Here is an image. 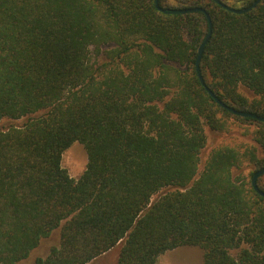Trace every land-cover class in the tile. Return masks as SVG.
Instances as JSON below:
<instances>
[{"label":"trees","instance_id":"1","mask_svg":"<svg viewBox=\"0 0 264 264\" xmlns=\"http://www.w3.org/2000/svg\"><path fill=\"white\" fill-rule=\"evenodd\" d=\"M158 6L207 12L206 87L264 117V0L240 15L212 0ZM206 33L203 13L165 15L155 0H0V120H23L0 131V264L57 229L34 264H88L115 248L116 264H156L184 246L203 264H264V198L251 186L264 123L201 86ZM229 120L254 127L261 156L223 147L199 171L204 127ZM75 142L87 159L78 178L61 165ZM256 186L264 193V174Z\"/></svg>","mask_w":264,"mask_h":264},{"label":"rangeland","instance_id":"2","mask_svg":"<svg viewBox=\"0 0 264 264\" xmlns=\"http://www.w3.org/2000/svg\"><path fill=\"white\" fill-rule=\"evenodd\" d=\"M240 8V6H234ZM241 93L248 98H251L250 94L243 90ZM23 120H11L3 118L0 120V131L5 130L11 126L22 125ZM254 127L242 125L229 120L223 131H211L208 127H204V134L206 136V144L200 154L199 171L202 170L204 163L212 150L227 147L238 150L240 152L254 148L258 156H261L259 147L253 142L252 133ZM86 152L84 147L79 143H73L67 150L62 154V167L68 172L73 178H78L86 166ZM242 173L247 175V163L242 164ZM59 243V230L53 231L49 237L42 239L38 246L30 252L29 256L20 261L18 264H34L37 258L45 257L49 249L53 246H57ZM115 248L108 254L101 256L88 264H116L117 251ZM156 264H203L202 252L197 247H179L171 251H167L158 257Z\"/></svg>","mask_w":264,"mask_h":264},{"label":"water","instance_id":"3","mask_svg":"<svg viewBox=\"0 0 264 264\" xmlns=\"http://www.w3.org/2000/svg\"><path fill=\"white\" fill-rule=\"evenodd\" d=\"M215 4H217L218 6H220L222 9H224L225 11H228L230 13L236 14V15H240V14H244L249 12L250 10H252L253 8H255V6L259 3L260 0H255L249 7L247 8H234L232 6H229L227 4H224L222 2H220L219 0H212ZM155 6L157 8V10L165 15H184V14H188V13H203L206 17L207 20V33L204 37V39L202 40L198 50H197V58L195 61V67H196V74L198 77V80L201 84V86L208 92V94L213 98V100L223 109L227 110L228 112L232 113L235 116H239L242 118H251L254 120H257L259 122H263L264 123V117H259L255 114H251V113H246V112H242V111H238L235 110L231 107H228L226 105H224L223 103H221L210 91L209 89L206 87L203 78L201 76L200 70H199V63H200V59H201V55H202V51L203 48L205 46V44L208 42V40L211 37V29H212V22L211 19L209 17V15L207 14V12L202 9V8H187V9H172V8H160L158 6V0H155ZM264 174V168L257 171L252 179H251V186L253 188V190L259 194L261 197L264 198V193H262L261 191L258 190L257 186H256V179L260 176H262Z\"/></svg>","mask_w":264,"mask_h":264}]
</instances>
